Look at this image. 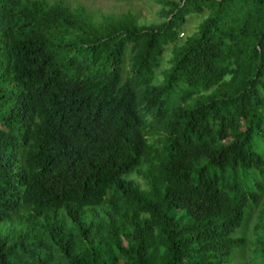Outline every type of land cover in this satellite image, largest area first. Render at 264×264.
I'll return each mask as SVG.
<instances>
[{"label":"trees","instance_id":"1","mask_svg":"<svg viewBox=\"0 0 264 264\" xmlns=\"http://www.w3.org/2000/svg\"><path fill=\"white\" fill-rule=\"evenodd\" d=\"M157 2L0 0V264H264V0Z\"/></svg>","mask_w":264,"mask_h":264},{"label":"rangeland","instance_id":"2","mask_svg":"<svg viewBox=\"0 0 264 264\" xmlns=\"http://www.w3.org/2000/svg\"><path fill=\"white\" fill-rule=\"evenodd\" d=\"M69 4L74 5L75 3H80L87 7L89 10L94 12H99L101 14H113L119 15L125 12L132 13L138 20L139 23L146 24H156L158 22V11L161 8L160 4H158L157 0H133L126 3L114 2L112 0H65ZM203 16H190L184 27V35L179 36L183 38L185 34L192 33L196 27V25L202 20ZM164 65L161 64L160 68H163ZM161 133L158 132L157 129L153 130V139H156ZM143 173L133 174L131 177L128 176L127 179L132 180L134 183L139 184L141 187L144 186L143 183ZM103 213L98 212L94 213V219L99 220L102 217ZM255 220L251 221L248 225V235L249 242L254 245L255 236L253 234V225ZM125 243V240L123 239ZM252 245H249L246 250H244L243 256L240 258L241 261H248L254 255V248Z\"/></svg>","mask_w":264,"mask_h":264}]
</instances>
